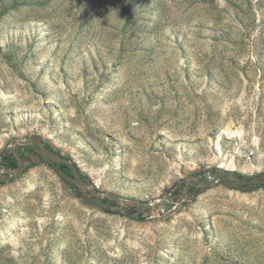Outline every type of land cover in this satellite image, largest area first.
<instances>
[{"label": "rangeland", "instance_id": "1", "mask_svg": "<svg viewBox=\"0 0 264 264\" xmlns=\"http://www.w3.org/2000/svg\"><path fill=\"white\" fill-rule=\"evenodd\" d=\"M33 136L98 193L171 203L108 213L17 146L0 264H264V185L172 210L193 176L264 173V0H0V169Z\"/></svg>", "mask_w": 264, "mask_h": 264}, {"label": "water", "instance_id": "2", "mask_svg": "<svg viewBox=\"0 0 264 264\" xmlns=\"http://www.w3.org/2000/svg\"><path fill=\"white\" fill-rule=\"evenodd\" d=\"M17 146L32 147L34 149V152L38 154L40 159L50 164L60 173L64 181L78 188L88 200L96 203L104 210H110L112 212L117 211L125 214L126 209L135 208L136 210H146L158 206V203L161 202L171 203L170 201L165 199L143 203L136 200H127L118 195L98 193L97 187L88 178L83 177L77 171L76 167L73 165V163H71V161L57 155L51 149L46 147L43 144L42 140L37 136L11 140L10 150L11 153L14 154V160L16 161L17 167L15 169L2 167L0 169V184L5 181H11V179H13L14 177L22 175L26 170V164L22 161L20 162L16 160L19 159V154L16 151ZM62 165L68 166L70 172L68 173L61 170ZM5 175H7V177H5ZM184 183L185 187L183 189V198L181 201L174 203V208L172 210L182 206L184 202L194 199L188 196L189 190L193 188L209 190L218 187L221 184H224L241 190H249L256 186L264 184V173L251 177L249 179H244L237 173H234L232 171H210L204 176H193L185 180ZM93 196H98V198H95ZM103 198H106L110 202L115 203L116 206L108 205L106 202L102 201ZM172 210H170L169 212L163 211V217L169 216Z\"/></svg>", "mask_w": 264, "mask_h": 264}, {"label": "trees", "instance_id": "3", "mask_svg": "<svg viewBox=\"0 0 264 264\" xmlns=\"http://www.w3.org/2000/svg\"><path fill=\"white\" fill-rule=\"evenodd\" d=\"M3 159L6 160L8 162V164H10L14 169L17 167L16 165V161L14 160V158L10 157L8 154L2 155ZM61 170L68 172L69 168L66 165H62L61 166ZM264 184H261L259 186H263ZM108 213H112V211L110 210H105ZM143 217H140L139 220H142Z\"/></svg>", "mask_w": 264, "mask_h": 264}]
</instances>
